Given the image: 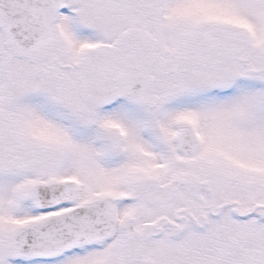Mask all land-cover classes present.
<instances>
[{
	"label": "snow or ice",
	"instance_id": "obj_1",
	"mask_svg": "<svg viewBox=\"0 0 264 264\" xmlns=\"http://www.w3.org/2000/svg\"><path fill=\"white\" fill-rule=\"evenodd\" d=\"M0 264H264V0H0Z\"/></svg>",
	"mask_w": 264,
	"mask_h": 264
}]
</instances>
